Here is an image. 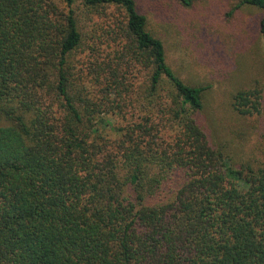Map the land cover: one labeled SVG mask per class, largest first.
Listing matches in <instances>:
<instances>
[{
  "label": "trees",
  "instance_id": "16d2710c",
  "mask_svg": "<svg viewBox=\"0 0 264 264\" xmlns=\"http://www.w3.org/2000/svg\"><path fill=\"white\" fill-rule=\"evenodd\" d=\"M209 88L136 0H0V264H264V160L210 140Z\"/></svg>",
  "mask_w": 264,
  "mask_h": 264
},
{
  "label": "rangeland",
  "instance_id": "374dc122",
  "mask_svg": "<svg viewBox=\"0 0 264 264\" xmlns=\"http://www.w3.org/2000/svg\"><path fill=\"white\" fill-rule=\"evenodd\" d=\"M148 28L165 44L169 64L185 81L204 84L205 107L196 116L210 140L230 163L257 165L264 160L263 11L235 8L239 0H136ZM258 91L259 110L247 116L233 106L239 90ZM253 109V108H252ZM118 116L110 124L112 130Z\"/></svg>",
  "mask_w": 264,
  "mask_h": 264
}]
</instances>
